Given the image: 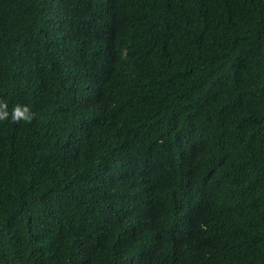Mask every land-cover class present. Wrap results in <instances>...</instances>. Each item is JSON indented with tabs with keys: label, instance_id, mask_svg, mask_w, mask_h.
I'll use <instances>...</instances> for the list:
<instances>
[{
	"label": "trees",
	"instance_id": "trees-1",
	"mask_svg": "<svg viewBox=\"0 0 264 264\" xmlns=\"http://www.w3.org/2000/svg\"><path fill=\"white\" fill-rule=\"evenodd\" d=\"M111 3L0 0V264H264V0Z\"/></svg>",
	"mask_w": 264,
	"mask_h": 264
},
{
	"label": "clouds",
	"instance_id": "clouds-1",
	"mask_svg": "<svg viewBox=\"0 0 264 264\" xmlns=\"http://www.w3.org/2000/svg\"><path fill=\"white\" fill-rule=\"evenodd\" d=\"M96 5V13L105 14V19H108L111 14L112 3L111 0H93ZM36 113L31 110L28 105L16 104L11 113L8 111V103L4 99H0V121H7L11 117V121L19 123L20 121H25L30 123L35 117ZM145 169V167H144ZM48 241L47 237H43Z\"/></svg>",
	"mask_w": 264,
	"mask_h": 264
}]
</instances>
